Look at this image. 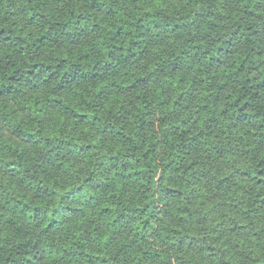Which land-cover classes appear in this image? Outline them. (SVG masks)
<instances>
[{"label": "trees", "instance_id": "obj_1", "mask_svg": "<svg viewBox=\"0 0 264 264\" xmlns=\"http://www.w3.org/2000/svg\"><path fill=\"white\" fill-rule=\"evenodd\" d=\"M0 264H264V0H0Z\"/></svg>", "mask_w": 264, "mask_h": 264}]
</instances>
